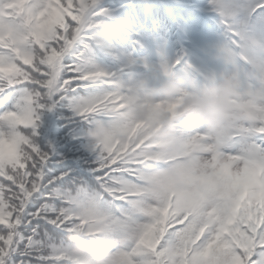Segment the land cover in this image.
<instances>
[{
	"label": "snow or ice",
	"instance_id": "1",
	"mask_svg": "<svg viewBox=\"0 0 264 264\" xmlns=\"http://www.w3.org/2000/svg\"><path fill=\"white\" fill-rule=\"evenodd\" d=\"M108 11L100 0H0V101L14 100L0 113V264H69L76 231L112 241L110 264H264V0H207L217 42L155 65L95 32ZM162 74H184L186 94L226 80L223 131L186 120L183 95L134 121L139 97L116 80L154 86ZM66 98L87 125V170L39 140L42 114Z\"/></svg>",
	"mask_w": 264,
	"mask_h": 264
},
{
	"label": "trees",
	"instance_id": "2",
	"mask_svg": "<svg viewBox=\"0 0 264 264\" xmlns=\"http://www.w3.org/2000/svg\"><path fill=\"white\" fill-rule=\"evenodd\" d=\"M128 1L129 0H100V7L109 10L108 14L102 18L103 21L115 20L119 28L130 29L132 33H135L131 40H126L125 36L121 38L118 32L110 33L111 36L109 37L106 36L105 34H109L108 27H104V25L101 28H97L95 32L101 35L113 47L119 49L134 60H143L149 65L158 64L162 60H169L170 55L169 52L166 53V51L168 49L170 51V44L166 40H159L154 36V32L157 33L159 31L158 26L162 16L158 17V15L162 14L163 9H160L154 0L150 1L152 9L143 8L139 13H135L133 15L135 20L132 25L129 26L124 21V16L112 15L114 10H117L120 5L124 7L122 4ZM167 1L168 0H160L158 2L163 4ZM190 18L193 19L189 25L190 32L192 34H199L197 16L191 14ZM154 21L156 22L152 27L150 23H154ZM150 26L152 27L151 29ZM215 29V27H212L210 31L216 32ZM210 31L209 33H211ZM142 46H144V49H142ZM96 62L102 67H111L113 63L111 58L105 61L96 59ZM13 103L14 100H10L7 104L0 101V113H3L7 109H11ZM86 131L87 125L73 114L69 100L66 98L64 100H57L53 104L51 111L42 114L39 128V140L43 144H51L53 149L52 159L65 157L64 163L72 167L74 171L77 169L87 170L91 161L95 158V153L88 151V140L81 135Z\"/></svg>",
	"mask_w": 264,
	"mask_h": 264
},
{
	"label": "clouds",
	"instance_id": "3",
	"mask_svg": "<svg viewBox=\"0 0 264 264\" xmlns=\"http://www.w3.org/2000/svg\"><path fill=\"white\" fill-rule=\"evenodd\" d=\"M209 58L219 60L220 57L208 52ZM130 87L132 93L139 97V103L128 110V115L137 122L147 123L149 119L148 105L154 99L169 101L183 95L179 109L180 114L189 121L202 126L209 137L219 135L232 116V92L226 80L210 83L200 93L186 94L187 78L184 74L169 77L162 74L154 86L140 82L129 76L126 80L117 79V90ZM165 124L168 121L165 120ZM114 243L102 239L98 233L79 231L68 237L65 258L69 264H110V252Z\"/></svg>",
	"mask_w": 264,
	"mask_h": 264
},
{
	"label": "rangeland",
	"instance_id": "4",
	"mask_svg": "<svg viewBox=\"0 0 264 264\" xmlns=\"http://www.w3.org/2000/svg\"><path fill=\"white\" fill-rule=\"evenodd\" d=\"M138 5H139V6H138V8H139L142 4L139 3ZM106 23H107V20L104 21V24H103L104 27L106 26ZM108 29H112V28L109 27ZM218 37H219V35L212 36L211 34L208 35V36L201 37V38L199 39L200 42H197V45H198V46H207V45H210V44L216 43L217 40H218ZM171 40H173V38H171ZM170 42H171V44H172V42H173L172 47L175 48V50L177 51V52L175 53V55H176L177 53H179L180 50H181L182 48H187L186 46H183V41H180V40H173V41H170ZM180 42H181V44H180ZM189 48H190V47H189ZM168 52H169V49L166 51V53H168ZM175 55H174V57H175ZM174 57H173V58H174Z\"/></svg>",
	"mask_w": 264,
	"mask_h": 264
}]
</instances>
